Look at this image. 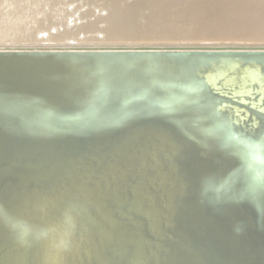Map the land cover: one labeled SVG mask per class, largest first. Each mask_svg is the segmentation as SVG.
Returning a JSON list of instances; mask_svg holds the SVG:
<instances>
[{"label": "rangeland", "instance_id": "obj_1", "mask_svg": "<svg viewBox=\"0 0 264 264\" xmlns=\"http://www.w3.org/2000/svg\"><path fill=\"white\" fill-rule=\"evenodd\" d=\"M134 1L131 0L130 2L134 3ZM208 1L210 0H201L199 2H195L194 0L169 1L164 4L162 10L172 11L173 14L181 15L188 8L185 5L189 3L197 5ZM122 2L125 4L124 0H0V47L59 46L90 47L95 50L78 53L0 54V222L2 223V232H7L0 238V264H71L70 261L72 262L74 257L77 259L76 251L80 249L85 250L87 246L92 247V249H88V253L92 257L86 256L88 259H92L93 264H116V259H120L122 264H138L137 261L140 260V257H137V260L136 258L127 260V258L121 257L124 251L138 245L146 250V252L142 248L138 250L139 254L137 253V255H141V258L145 260H142L144 263H141L140 260L139 264H146L147 261L148 264L150 261V264H155L156 261V263L159 262L160 264H163L162 262L164 264H168L169 262L172 264L173 261L180 258L179 256H175L176 253L181 254V256L184 254L183 256H185V252L188 249L191 251L189 252L188 250L186 252L187 256H185V259L187 260L184 261L187 262L192 258L191 254L193 255V261L191 260L192 262L190 261L188 264L195 263L196 259L203 258L205 254L207 256L201 259L204 260L202 263L209 264L214 261L215 263L222 262L220 258L223 259V256L227 258L228 254L231 253L229 252L231 247L235 246L234 242H236L235 238L238 235L236 230L238 228L234 227V217L230 213L233 206L232 213L235 212L236 208H238V211L246 210L247 214L244 212L245 214L241 215L243 217L246 216L247 219L249 218L248 221L252 222V224H258L251 228L255 229L257 227L256 230L259 229L261 232L262 227H264V221H262L264 220V198L260 200L262 196L261 191L264 194L262 186L264 180H262L263 182L260 181L264 177V172H261L264 167H260L262 165L259 163H257L258 165L256 164V160L259 162V158L264 154L263 150L261 154L259 153L261 148L264 149V141H261L263 146L260 145L262 147H258L260 151L258 150L259 152H257L260 156L255 154L258 155L256 159L252 157L255 162L250 159L248 161L254 163L250 164V162H247L248 165L246 163L247 168L249 165V167H252L255 164L254 168H257L256 171L260 170V172L256 173H260L259 176L263 175V177L261 176L262 178H260L254 172L255 174L252 173V179L249 176L250 183L248 182L249 180L246 182L245 179L240 178L243 185H245V182L249 187L254 185V183L256 184L254 187H250L249 192L246 190L248 186L245 188L247 192L244 191L243 188L245 186H242L239 178H237L238 180L230 181L232 182L231 184L234 182L233 188L237 186L235 188L237 190H232L233 188L229 186L231 185L229 182V184L224 183L225 186L228 185L229 187L226 186L225 188L224 185L219 186L221 189L223 187L225 196L222 195V191H216L219 187L218 189H214L215 191L212 190L213 193L216 192L214 193L215 196L209 191L205 192L206 197L202 199V192L200 193L201 199L205 200L202 204L204 205L208 201V205L207 203L205 204L207 205L205 206L206 210L204 207L202 208L205 210V213H208L205 214L202 210L199 213L201 216L198 215L197 217L198 219L201 218L202 221L201 219L197 221V215L191 214V216L186 211L185 207L187 206L188 195L181 180V169L178 163L182 151L197 132L199 126L197 122L202 118L204 105L200 102L188 101V98H184L185 101L183 100L180 103L177 97H174L172 94L171 96L175 98V101L173 98L170 99L171 102L174 101V105L169 108H160L161 104L158 105L157 99H159L160 103L163 99L161 98V101L156 96L154 98L157 101L156 103L149 96L150 91L152 92L151 95L155 96V94L153 95L154 88L155 93L159 97L164 93L161 91V94H159L158 90L160 89L156 88V80L152 82L155 77L152 75L153 78L150 79L149 75H147L150 70L149 64L152 65L153 62L152 59L149 58L152 62H148V59L143 60L148 64L146 62L144 64L143 61L140 62L141 64H137L135 63V55L138 56L137 53L112 52L109 50L121 44L133 45L136 39L133 31L136 27L135 33L137 30H143V26L148 21L147 17H145L146 19L143 17L145 20L142 21L143 18L141 16L144 15L142 13L144 10L142 11L141 8L135 9V6L138 4L135 6L132 4L135 10H131V5L128 2L129 10L132 12L134 10V13L137 10L136 20L139 21L141 19L144 24L140 21V23L134 21L135 17H132V19L134 18L133 22L137 26L133 24L130 27L132 30L135 25L132 32H130V29H124L128 26L125 21L126 19H122L124 18L121 12L124 8L121 5ZM128 5L126 4V6ZM246 5L247 0H240L239 7L236 6L234 10H237L240 6L241 8H245ZM119 7L122 8V10L120 8L121 11L118 10ZM138 11H141L139 15H137ZM117 12L119 13L118 16ZM132 12L131 16H133ZM113 14L119 21L121 19V22L124 20L123 23L120 24L116 17H113ZM120 15L121 19H119ZM234 16L233 18H235ZM137 17L141 18L137 19ZM114 19H116L117 24L114 23ZM177 19H179L178 16ZM113 24L115 27L118 24L122 26L118 25L121 28L116 27L121 38L125 31L127 34L131 33L128 37L129 39L124 38L125 41L118 38L117 41H120L113 44L111 38L113 35ZM138 24L140 26L143 24L141 26L143 28H139ZM147 24L146 27L148 28ZM116 28L114 29L117 33ZM190 28H193L192 33L194 35L198 33L196 27L191 26ZM120 29H123V32L119 31ZM184 29L185 31H183ZM184 29L177 31V33L190 32L189 29ZM102 49L108 51H100ZM114 57L115 61L118 58L119 62L116 61L118 63H115ZM143 64L144 66H141ZM141 68L145 71L141 72ZM60 69H62L61 74ZM121 73L126 76H122ZM134 74L147 75L151 81L148 79L150 85L146 83L147 76H136ZM121 77L125 80L121 79ZM46 78L49 79L46 80ZM140 81L149 85L150 88L143 82L138 84ZM195 81H198V84L200 83L199 80ZM151 83L154 88H152ZM198 84L193 86H197ZM143 86H145L146 90L148 88L147 92L146 90L144 91L145 88ZM138 88L143 90L139 91ZM151 88L153 90L149 91ZM134 89L137 91L135 92ZM156 89L158 92H156ZM202 90L208 91L207 85L203 84ZM141 92L143 94L147 93L145 95L146 98ZM140 93L146 100L141 98L138 100L139 102L142 101L144 104H147V99L152 98L149 101L151 103L148 104L150 105L149 107L141 102L138 104H142L143 107L141 105L142 108L137 109L139 107L138 104L136 105L137 101H135L136 99L133 100V97L140 98ZM162 97L164 98V94ZM127 102L129 105L126 104ZM185 102L188 103L184 105ZM155 104L159 108L155 107ZM132 105L135 108H132ZM124 106H128L130 110ZM180 106L183 107L182 110L176 112L174 109ZM111 119L114 120V122L112 121L113 123H110ZM190 121H193L195 124L191 126ZM130 131H132L131 134ZM97 134L100 136L97 137ZM128 138H131V140L128 141ZM165 145L170 147L169 157L175 159L176 162L168 164L166 160L163 168H153L151 171L142 173L141 169L146 162L144 158L150 154L156 155L158 149ZM137 149H142L141 153L132 155V151ZM171 152L174 154H171ZM241 155H239L241 158L238 157L240 161L243 157ZM262 161L264 164V159ZM254 168L252 170H255ZM249 169L252 171L251 168ZM20 170H23V172ZM254 176L256 178L259 177L258 181L253 180ZM131 178L136 180L134 189L131 188L134 183H130ZM244 178L247 179L248 176ZM253 181L254 183H252ZM18 183L19 185H17ZM259 183L262 187H260ZM256 187L258 189L255 190ZM259 190H261L260 193ZM204 191L208 190L205 189ZM225 191H228L227 195ZM250 191L252 192L251 199L248 200ZM254 191H258V193L255 194ZM218 192L221 193L220 197L218 196ZM233 192L239 196L237 195V198H233L235 195ZM208 193L211 194V197H209L210 199L212 198L210 200L212 201L211 203ZM217 193L218 195H216ZM232 193L234 194L233 196ZM253 196H255V199L252 198ZM222 197L225 198L222 201H218ZM231 197L233 200H231ZM238 200H241V202ZM251 200L255 203V206H253L255 209L248 206L250 208L248 210L246 204H252ZM247 201L250 202L246 203ZM225 202L228 203L227 209L230 208V212L229 210H226L227 212L224 211V206L226 207ZM221 203L222 205H220ZM224 203L225 205H223ZM230 203L235 204H232V206ZM242 203H245V205L243 206ZM261 203L262 205H260ZM210 204L213 206L211 207ZM214 205L220 208H216ZM213 207L217 210L216 212ZM239 208L241 209L239 210ZM5 209H7L9 214H5ZM15 209L20 210V216L16 215ZM261 210L263 211V216ZM211 211H214L218 217L216 215L213 217V212L211 213ZM243 211H240V213H243ZM260 212L261 214H259ZM227 213L228 218L225 219ZM255 213H258L255 215L256 217L258 216L257 218L254 215L252 216ZM210 214H212V220ZM230 215L231 219L229 218ZM241 217L239 220L243 218ZM246 217H244L245 221L247 220ZM250 217L253 218L251 219ZM14 218L15 224L8 228L7 222L10 223ZM217 218L222 219L218 221ZM222 220L226 221L223 222ZM227 220H230L229 223ZM203 221H205L204 224H202ZM212 221L213 223L215 222L214 225H212ZM216 222L219 223L216 225ZM220 222H223L221 223L223 226L220 225ZM225 222L228 223L226 224L227 226L224 225ZM207 223L210 224L208 225ZM192 224L198 225L197 228H199L197 229L196 226L192 227ZM169 225L171 226L170 230ZM218 225L222 228L226 226V231L223 228V234L222 228L217 227ZM228 225H231L233 229ZM215 227L218 229L216 228L213 231ZM232 231L234 232L232 234L233 237H231ZM226 232L229 235H224ZM262 232L264 233V228ZM219 233L222 238L219 237ZM194 235L198 236L195 238ZM199 235L201 237L204 236V239L203 237L200 239ZM188 236H190V240H188ZM207 236L210 239L219 237L217 238L219 239L217 240L218 242L221 239L225 241L222 240V242H217L218 244L215 245L216 240L213 239L212 242ZM175 237L176 239L171 240ZM184 237L185 240H183ZM260 237L263 238L264 234ZM228 238L230 242L235 240L232 242L234 245L230 242L226 243L229 241ZM196 240L199 242L197 243ZM182 241L187 242V244L181 243ZM208 242H212V244L217 246L219 248L217 249L218 251H216V247L211 248L212 246H209L210 243ZM223 242L226 244L222 245ZM263 243L264 238L262 245L261 242L258 244V248L263 246L261 248L264 249ZM198 244H203V248ZM207 244H209V247ZM219 244L223 250L225 247V250L228 248V251L224 250L226 256L220 250ZM227 244L229 247L226 246ZM204 245L206 246L205 249L208 248V250H214V252L210 253L208 250H204L205 253L201 254L205 247ZM175 246L178 248H175ZM184 247L189 248L185 251ZM199 247L201 250H199ZM192 248L193 250L197 248L195 251H202L200 253L198 251L197 253L203 257L197 256ZM162 251H169L168 253L173 255V257L168 253V257H165L166 254L164 252V255ZM172 251L174 254L171 253ZM261 251L259 250V255L251 252L248 256L250 259L246 258L238 262L244 263L248 259L249 262L252 260V264H258L255 261L257 257L260 258L261 256V259L264 260V254H262L264 251ZM148 253L149 255H154V257L151 255L152 258L151 256L149 258ZM215 253L219 256L222 254V257L219 258ZM144 254L148 258L144 257ZM160 254L161 258L164 255L162 258L164 260L165 257L164 261L162 259L158 261L159 258H156ZM194 254L199 258H195ZM214 254L218 256L219 260L217 257H214ZM244 255L246 254L242 253L240 258ZM188 256H191V258L189 259ZM166 258L169 260L166 261ZM207 258L211 260L209 261ZM151 259L156 261L153 262ZM171 259L172 262L170 261ZM181 259L184 258L177 260H180L181 264H187L186 262L182 263ZM131 261L133 262L131 263ZM178 261L176 262L177 264H179ZM199 262L201 263V261ZM199 262L197 264H200Z\"/></svg>", "mask_w": 264, "mask_h": 264}, {"label": "bare ground", "instance_id": "obj_2", "mask_svg": "<svg viewBox=\"0 0 264 264\" xmlns=\"http://www.w3.org/2000/svg\"><path fill=\"white\" fill-rule=\"evenodd\" d=\"M124 1H125V4L123 2L121 3L122 7H124L123 8L124 11L122 10L121 7L118 8V10H120V8H121L122 11L121 10L120 11L123 14L120 13L119 11L118 12L120 14H122V16L124 17V18H122L120 15L119 19H121V18L126 19L125 21L127 22L126 24L128 27L124 28V29L129 30L130 27L133 26V24H136L133 22L134 18L132 19V17H135L134 21H136V22L140 21L141 23H143L142 21L146 19L145 17H147V19H148V21H146V24L148 23L147 24L148 28L146 27V24H145V26H143L144 28L146 27L144 30V28L141 27L144 23L141 26L138 24L139 28H143V30H141V31L137 30V32H136L137 34L135 33V30L137 27L135 28V25H134L135 30L133 31V34H135L136 39L134 40L133 45L176 44V45H179L178 47H188L192 44H209V45L210 44H212V45H223V44H227V43H229V44H232V43H236V44H244V43L264 44V0H247L246 7L241 8V6H240V8H237V10H234V8H236V6L239 7L238 5L240 4V0H210V1L205 2V3L200 2L201 4H197V5H194L193 3H189L188 5H185L188 8L183 13H181V15H178V14L176 15L175 13L173 14L172 11L169 12V11L162 10V7L164 6V4L166 2H169V1L178 2L181 0H135L134 3L136 2V4H134L133 2H130L131 0H129V1L124 0ZM194 1L199 2L201 0H194ZM128 2H129V5H131L130 6L131 10L134 9L132 7V4H133V6L138 4L139 7H137L138 6L137 5V6H135V9L141 8L142 11L144 10L142 12L144 15L142 14L143 16H141V17L142 18L144 17L145 19L143 18L142 21H141V19L139 21L136 20L137 10L135 11V13H134L135 9L133 10V12L131 10H129ZM126 4L128 6H126ZM193 10H195V11L192 13ZM116 11H117V9H116ZM118 12L116 13L117 16L119 15ZM131 12H132L133 16H131ZM140 12L141 11H138L137 15H139ZM234 14H235V16H234ZM177 16L179 19H177ZM233 16L235 18H233ZM113 17H116V16H114V14H113ZM141 17H139V18H141ZM139 18L137 17V19H139ZM116 19L118 20L117 17H116ZM116 19H114V23H116V21H115ZM121 20L120 21L118 20V22L120 24H122L124 21L123 20L121 22ZM119 26H121V25H119ZM136 26H137V24H136ZM191 26H194L198 29L197 30L198 33L196 35H194V33H192L193 28H190ZM116 27L113 24V28H112L113 35L111 36L113 44L118 43L120 41V40L117 41L118 38L119 39L121 38V36H119V32H118V29ZM121 27H119V28H121ZM114 28L117 29V33H116ZM184 28L189 29L190 32L187 31V32H180V34L177 33V31H181ZM132 30L130 29V32H132ZM119 31L123 32V29L122 30L120 29ZM183 31H185V29ZM122 32H121V34H123ZM129 35H131V33L127 34L125 31L121 39L123 40L124 38L125 39L127 38V40H128ZM110 42H111V40H110ZM182 45H184V46H182ZM160 47H167V46H160ZM87 50H94V49H92L90 47H59V46L0 47V54H10V53H21V54L78 53V52H85ZM109 50L112 52L137 53L138 56L135 55L136 56L135 63H137V64L142 62L144 59L149 60V58H151L153 62L151 60H149V61L147 60V61L148 62L151 61L152 65L155 62L156 65L154 64L155 66L153 65L154 66L153 67L151 64H149L150 70L148 69L149 72L147 70L146 71L148 72L147 75H149L150 79L153 78L152 75L156 78V79L153 78L154 81H152V82H155V80L157 81L155 83L158 86V87L156 86V88L160 89V90H158L159 94H161L160 93L161 91L164 92V93H162L161 97H159V95L157 93H155V88L151 83V85L153 86V87L152 86L151 87L154 88L153 95L155 94V96L151 95L152 92L150 90H153L152 88L149 89V91H150L149 96L152 97L153 100L156 96H158L156 98H160V99L162 98L163 99V101L161 99V101H162L161 103L159 102V99H157L158 103H159L158 105L161 104L160 108H169L172 105H174L175 98H173V96L177 97V99L180 103H181V101L184 100V98H188V101L192 100V101L200 102L204 105L203 110H202V118L200 119V121L198 120V122H197V124L199 125L197 128V132H196L195 136L192 138V140L190 141V143L182 151L181 156L179 158V163H178V165H180V169H181L180 170L181 171V180L183 182L184 188H185L187 195H188V198L186 201L187 206L185 208H186V211L188 212L189 215L195 214V216L197 215L196 216V218H197L198 215L201 216V214H199V213H201L200 211L203 210V212L205 213V210H206L205 206L208 205V201H206L207 205H205L206 203L203 205L202 202H205V200H202V199H203V197L205 199V197H206L205 195L207 192L210 191L214 195V193H216V192L213 193L212 190L218 189V187L222 186V185L225 186V184H229V183L231 184L232 182H230V181L236 180L237 178H239V182H241V184H242V180L240 181V178L245 179L246 182H247V180H249L248 182L250 183L251 180L249 179V176L252 179V177H253L252 173H254V172L258 173V171L260 172L259 169H258V171H256L257 168L256 169L254 168L255 164H253V166H252L255 170H252L253 168L249 167L250 165L248 166V168L246 167V163L247 162L249 163L250 161H248V160L252 159V157H255L253 159H256V156H258V155L260 156L261 152L264 151V149L261 148L263 146L261 141H264V56L252 57V58L251 57L236 58V57H230V56H222V57L217 56L214 58H206L203 56L196 57V56H182L181 54H173V53H171V54L161 53V51H173V52H175V51H180L183 49H161V48L114 49V48H112ZM97 51H99V50H97ZM100 51H108V50L102 49ZM142 51H150L153 53H140ZM113 59L115 61V57ZM117 59H116V61L119 62V60H117ZM116 61H115V63H118ZM145 62L143 61L144 64H145ZM144 64L141 66H144ZM143 68H141V72L145 71V70H143ZM146 68H148V66H146ZM146 68H144V69H146ZM151 69H152V71H151ZM60 71H61L60 72V74H61L62 69H60ZM124 72H125V70H124ZM151 72H152V74L150 75ZM145 74H138V75L134 74V75H136V76H139V75L147 76ZM123 75L124 74H122V76ZM131 75H132V71H131ZM124 76H126V75H124ZM144 76H143V79H144ZM136 78L138 79V77H136ZM149 78L147 76L146 83H148ZM48 79L49 78H46V80H48ZM121 79H124V78L121 77ZM150 79H149V81H150ZM140 80H142V79H140ZM195 80H199L200 83L198 84V81H195ZM193 81H195V82L193 83ZM142 82L143 81H140L139 83L138 82L137 83L140 84ZM146 83H144V84H146ZM192 83H193V85H195V84H198V85L193 86ZM203 84L207 85L208 91L202 90ZM118 85H119V83H118ZM149 85H147V87L150 88ZM143 87L145 88V86H143ZM139 88H141V87H139ZM157 89H156V92H158ZM141 90H143V89H139V91H141ZM145 90H146V88L144 89V91ZM147 90H148V88H147ZM147 90H146V92H147ZM123 91H125V90H123ZM136 91L137 90H135V92ZM144 91H142V92H144ZM149 91H148V93H149ZM135 92H134V94H135ZM138 93H137V95H138ZM141 93L139 94V96H140V98L138 97L139 99L133 97V100L136 99L135 101H137L136 105L138 103H141L142 101L139 102L138 100H140L141 98H143V96H145L147 94V93L146 94L142 93L143 94V96H142ZM131 94H133V93H131ZM163 94H164V98L162 97ZM172 94H173V96H171ZM124 96H125V94H124ZM145 98H146V96H145ZM145 98H143V100H146ZM152 98L147 99L148 100V102L146 101L147 104H144L143 102L142 103L147 106L150 103L149 101L152 100ZM170 98L171 99L173 98L174 101L171 102ZM178 101L176 100L177 103H179ZM155 102L157 103V101H155ZM187 103L188 102H185L184 105H186ZM126 104L129 105L128 102ZM152 104H153V102H152ZM130 105H131V103H130ZM141 105L138 104L139 108H137V109H141L143 107V105H142V107H141ZM155 105L154 106L157 107V104H155ZM149 106L150 105H148L147 107H149ZM133 107H134V105H132V108ZM125 108L129 109L128 106ZM157 108H159V107H157ZM182 108L183 107L180 106L174 110L176 112H178V111H181ZM45 112H46V110H45ZM127 115H130V114H127ZM112 121L114 122V120L111 119L110 123H113ZM194 124L195 123L193 121H190L191 126ZM131 132L132 131H130V134H131ZM78 134H80V133H78ZM98 136H100V135L97 134V137ZM127 140L130 141L131 138L130 139L128 138ZM260 145H262V146H260ZM258 147L261 148V151ZM141 151H142V149L133 150L132 155H138L141 153ZM169 153H170V147L168 145H165V146H162V148L160 147V149H158L156 155L150 154L149 156H146L144 158V160L146 162L144 163V165L141 169L142 170L141 172L146 173L147 171L153 170V168H159V167L163 168V164L166 160H167L168 164L169 163H175L176 162L175 159H171L169 157ZM171 154H174V153L171 152ZM241 154H243V155H241ZM255 154H258V155H255ZM239 155H241L245 158L243 159V157H242L243 160L241 159V161H240V159H238V157L241 158ZM263 155L261 157L262 159H264ZM178 156H179V154H178ZM261 158H259L260 159L259 162H257V160H256V164L259 163L260 165H262L260 167H264V164H263V161ZM253 159L251 161H254ZM254 162H252V163H254ZM248 163H247V165H248ZM252 163L250 162V164H252ZM24 166H25V164H24ZM249 168H251L252 171H250ZM24 169L26 170V168H24ZM23 170H20V171L23 172ZM263 170L264 169H262L261 172H264ZM259 174H257V175L259 176ZM246 176H248L247 179L244 178ZM261 176L263 177V175H261ZM261 176H259V177L262 178ZM134 178H135V176H134ZM258 178L255 177V178H253V180L258 181ZM262 180H264V177L260 181H262ZM132 182H134V183L132 184L131 188L134 189L136 180H133V178H131L130 183H132ZM239 182H237V183H239ZM246 182L245 183L243 182L245 185L242 184V186H245L243 188L244 191H246V190L248 191V190H250L251 186L254 187V185H256L253 181L252 183H254V185H251L252 184L251 183V184H249V185H251L249 187L248 184L246 185ZM17 185H19V183ZM239 185H240V183H239ZM259 185H260V183H259ZM226 186H228V185H226ZM226 186H225V188H226ZM229 186L230 187L232 186V188H233L234 182H233V184H231ZM247 186H248V188L245 190V188ZM262 186L264 189V184H262ZM262 186L260 185V187H262ZM235 188H237V186ZM235 188H233L232 190H234ZM258 188H259V186H258ZM258 188L256 187L255 190ZM202 189H204V190L207 189L208 191L203 190L204 193L206 192L204 194ZM222 189H223V187H222ZM222 189L219 187V189L216 191H219V190L222 191V195L225 196L224 189L223 190ZM260 189L262 190V188H260ZM227 190H229V189H227ZM235 190H237V189H235ZM251 190H253V189L251 188ZM261 190H259V193ZM201 192H202V199H201V194H200ZM225 192H227L226 193V195H227L228 191H225ZM235 192H233V193H235ZM218 193L216 195H218ZM233 193H232V196L234 195ZM236 193H235L233 198H237L239 196L238 194H237L238 195L237 196ZM251 193L252 192L250 191V193H249L250 196H249L248 200L251 199ZM256 193H258V191L255 192V194ZM208 194H209V196L207 195L208 198L211 197V194L210 193H208ZM220 194L221 193H219V195H218L219 197H220ZM243 194H245V193H243ZM253 195H254V193H253ZM261 195L262 196L264 195L262 193V191H261ZM218 196H216V197H218ZM259 196H260V194H259ZM259 196H258V198H259ZM262 196L260 197V200H261V198L262 199L264 198ZM254 197L255 196H253L252 198H254ZM224 198L225 197H222L221 200H218L219 199L218 198L217 200L222 201ZM243 198H246V197H243ZM211 199L209 198V201ZM241 199H242V196H241ZM217 200H215V201H217ZM229 200H230V198H229ZM231 200H233L232 197H231ZM244 200H243V202H244ZM215 201H213V202L215 203ZM234 201H235V199H234ZM238 201L241 202V200H238ZM257 201L259 202V200H257ZM211 202L212 201H210V203ZM248 202H250V201H247L246 203H248ZM251 202H252V200H251ZM258 202H256V203H258ZM225 203L223 205H225ZM236 203H237V201H236ZM227 204L228 203H226V207L224 206V211L230 209V208L227 209V207H228ZM230 204L232 205L235 203H230ZM242 204H243V206L245 205V203H242ZM242 204H239V205H242ZM252 204H250V205L246 204L247 208H248V206H250V208L255 206V203L252 202ZM263 204H264V202H263ZM108 205H110V204H108ZM201 205H203V206H201ZM210 205H211V207L213 206L212 204H210ZM217 205H214V207L215 206H216V208L219 207ZM220 205H222V203ZM260 205H262V203ZM203 207L205 210L202 209ZM237 207H239V206L237 205ZM263 207H264V205H263ZM233 208H234V206L232 207V211H233ZM250 208H248V210ZM211 209H209V210H211ZM240 209L241 208H239V210ZM259 209H260V207H259ZM214 210H215V212L217 211L215 208H214ZM221 210H223V209H221ZM236 210H234L235 212H233V213H232V211L230 212V210H229V212L232 214V217H234L233 218L234 220L232 219L234 221V223L233 222L232 223L235 225L234 227L238 228V229L236 228L237 229L236 231L238 232V235L236 234L237 239L235 238V235H234V238L236 240V242H234L235 246H232V247L230 246L231 250L229 252H231V253H229V254H231V255L228 254L227 258L226 257L224 258V256H223V259H224L223 260L220 258V257H222L221 256L222 254L219 256L217 254L218 253L217 252L215 254L219 256V258H220V260H222V262H216L215 263V261H214V262H210L209 264H240L241 262L239 263L238 262L239 260L243 261V259L245 260L246 258L250 259L248 256L251 252H255V255H259V250L264 251V249L261 248L263 246L259 247L261 249L258 248V244H260V242H261V245H262V242H263L264 237L262 238L260 236L262 234H264L262 232L264 227H262L261 232L259 231V229L256 230L257 227L255 229L251 228L255 224L254 223L252 224V222L248 221L249 218L247 219L246 216H244L247 219L245 221V218L241 215V214L244 215L246 213L245 212L246 210L245 211L240 210V211H243V213H240V211H238V208H236ZM15 211H16L15 213L17 216L21 215V212L19 209H15ZM263 211H262V216H263ZM4 212H5V214H9V212H7V209H5ZM206 213H208V212H206ZM211 213L213 215L210 214V217H211V215L213 217H214V215H216V213H214V211H211ZM222 213L224 214V212H222ZM250 213H251V211H250ZM257 214L258 213L252 214V216L253 215L255 216ZM259 214H261V212ZM227 215H228V213L226 214V216ZM195 216H194V218H195ZM249 216L250 215L248 213V217ZM203 217H205V216H203ZM216 217H218V215H216ZM219 217H220V215H219ZM240 217L242 219L239 220ZM257 217L255 216V218H257ZM227 218H228V216L225 219H227ZM229 218L231 219V215L229 216ZM200 219L197 218L196 220L199 221ZM206 219H207V217H206ZM221 219L222 218H219V219L217 218L218 221H220ZM184 220H186V219H184ZM203 220H205V219L203 218ZM208 220L210 222L212 220V217H211V220H210V218ZM260 220H262V219H260ZM201 221H202V219H201ZM213 221L211 222L212 225L215 224V222L213 223ZM224 221H226V220H224ZM227 221L229 223L230 220H227ZM262 221H264V220H262ZM204 222L205 221H203L202 224H204ZM223 222H220V225ZM186 223H188L187 220H186ZM217 223H219V222H216V225H217ZM228 223L225 222L224 225H226ZM13 224H15V218L10 223L7 222L8 228L12 227ZM199 225H200V223H199ZM220 225H218L217 227H219ZM257 225H255V226H257ZM1 226H2V223L0 222V238L6 232V231L2 232L3 229H1ZM176 226H177V224H176ZM191 226L192 227L196 226V228H197L198 225L192 224ZM221 226H223V224ZM226 226L223 227V228H225V231H226ZM228 226H231V225H228ZM260 226H262V225H260ZM202 227H205V226H202ZM217 227H215L214 230L213 229H211V230L215 231ZM246 227H248V228H246ZM219 228H222V227H219ZM223 228L221 230L222 234L224 232ZM231 228L233 229L232 226H231ZM170 229H171V226L169 227V230ZM197 229H195V230H197ZM208 229H210V227H208ZM203 231H204V229H203ZM206 231H207V229H206ZM178 232H179V230H178ZM194 232H196V231H194ZM182 233H184V231H182ZM189 233H190V231H189ZM201 233H203V232H201ZM233 233L234 232L232 231L231 235ZM168 234H170V233H168ZM195 234H197V233H195ZM227 234H228V232L224 233V235H227ZM180 235H182V234H180ZM216 235H214V236H216ZM170 236H171V234H170ZM194 236L196 238V236H198V235H194ZM179 237H181V236H179ZM179 237H178V239H179ZM189 237L190 236H188V238ZM202 237L204 239V236H202ZM202 237L200 236V239H202ZM219 237H220V233H219ZM219 237H217V238H219ZM225 237H228V236H225ZM231 237H233V235ZM191 238H192V236H191ZM207 238L210 239L208 236H207ZM214 238L215 237H213L210 240L212 241ZM217 238L214 239V240H216V244L214 241L215 245H217L219 242H222V240H224V239H221L218 242L217 240H219V239H217ZM220 238H222V237H220ZM173 239H176V237L172 238L171 240H173ZM187 239H186V241L190 240V238L188 240ZM183 240H185V237ZM228 240L229 241H227L226 243L230 242L229 238H228ZM235 240H233V241H235ZM191 241H192V239H191ZM231 241H232V239H231ZM172 242H174V241H172ZM183 242H184V244H187V242H185V241H182L181 243H183ZM189 242H188V244H189ZM196 242H197V240H196ZM212 242L211 243L208 242V243H210V245L207 244V246L208 245L212 246L211 248L216 247V251H218L217 249H219V248H217V246L212 244ZM232 242H230V243H232ZM194 243H195V241H194ZM224 243L225 242H223L222 245H224ZM230 243H229V245H230ZM177 244L179 245V243H177ZM177 244H175V245H177ZM192 245H194V244H192ZM198 245L200 246L201 244H198ZM202 245H201V248H203ZM232 245H234V244L232 243ZM177 246H175V248H178ZM226 246H228V244ZM156 247H158V246H156ZM195 247H196V245H195ZM219 247H221L220 244H219ZM140 248H142V247L139 245L132 247V248L124 251L121 254V257H125V258H127V260L128 259H135V258L137 260V257H140L141 261L140 260L139 261L141 263H144L145 260L141 258V255H139V256L137 255L138 250ZM187 248H189V247H187ZM187 248H185V251ZM201 248L199 247V250H201ZM205 248H206V246L204 247L203 252L198 250L199 253L200 252H202L201 254L205 253L204 250H208V248L207 249H205ZM225 248H224V250H225ZM88 249H92V247L87 246L85 250L80 249V250L76 251L77 259H76V257H74L76 259V261L73 258L72 262L70 261V263L71 264L72 263L73 264H93L92 259H88V257L86 256V255H89V258L91 256V254L88 253V251H89ZM143 249L144 248H142V250ZM158 249H160V248H158ZM179 249H180V247H179ZM195 249H197V248H194V250L192 248L193 251H195ZM188 250L186 252H188ZM220 250L223 251L224 255H225V251H228V248H227V250L224 251L223 248L221 247ZM166 251H164L166 255L164 254L163 251H162V253L165 255V257H168L167 253L171 250H169L168 252H166ZM190 251L191 250H189V252ZM198 251H195L196 255L199 257L202 256V255H198V253H197ZM208 251L210 253L214 252V250H211V251L208 250ZM221 251H220V253H221ZM256 251H257V254H256ZM145 252H146V250H145ZM177 252H179V251H177ZM181 252H183V251H181ZM186 252H185V256H187ZM85 253H87V254H85ZM159 253H161V252H159ZM171 253L174 254L173 251ZM226 253H228V252H226ZM242 253H244L246 255L241 256L242 258H240V255ZM84 254H85V256H84L85 259H83ZM145 254H147V253H145ZM145 254H144V257H146V258H148V256L150 258V256L152 255V254L149 255V253H148V256H146ZM176 254H175L176 257L179 256L180 258H184V259H181L182 263L186 262V261H184V260H187V259H185L186 257L183 256L184 254H182V256H181V254L179 255V253L177 255ZM262 254H264V253L262 252ZM196 255L194 254V256H196ZM216 255L214 257H217V259L219 260L218 256H216ZM152 256L154 257V255H152ZM152 256H151V258H152ZM163 256H162V258H163ZM170 256L173 257V255H170ZM191 256L193 258L192 254H191ZM191 256L190 257L188 256L189 259L191 258ZM197 256L195 258H199ZM206 256H207V254H205L204 257L202 256L203 258H201V259H204ZM86 257H87V259H86ZM142 257H143V255H142ZM165 257H164V260H165ZM176 257H174V258H176ZM119 258H120V256H119ZM156 258H159V260L158 259L157 260L161 261V259H162L161 254L159 257L156 256ZM169 258H171V257H169ZM174 258H172V259H174ZM180 258H177V259H180ZM192 258L190 260H188L186 263L188 264V262H190L192 260ZM172 259L170 260L171 262H172ZM177 259H176V261H173L172 264H175L178 261ZM201 259L199 258L196 260L201 261V263L199 261H197V262H199L200 264H203L202 261L204 262V260H201ZM207 259H209V258H207ZM212 259H213V257H212ZM248 259H247V261H245L244 263L242 262L241 264H246L247 262H248V264L251 263L252 260H251V262H249ZM254 259H255V257H254ZM142 260H144V261L142 262ZM167 260H169V259L166 258V261ZM196 260L194 262L197 264ZM210 260L211 259H209V261ZM139 261H137L138 264L140 263ZM152 261L155 262L156 260L155 261L152 260ZM166 261H165V263H166ZM205 261L208 262V260H206V259H205ZM255 261L258 264H264V260L261 259V256H260V258L257 257V259H255ZM132 262L133 261H131V263ZM156 262H155V264H160L159 262L158 263H156ZM180 262H179V264H181ZM115 263L116 264H122L120 259H118V260L116 259ZM150 263H151V261H150ZM162 263L164 264V262H162ZM195 263H192V264H195ZM146 264H148V261L146 262ZM168 264H171V263L169 262ZM189 264H191V263H189Z\"/></svg>", "mask_w": 264, "mask_h": 264}, {"label": "water", "instance_id": "obj_3", "mask_svg": "<svg viewBox=\"0 0 264 264\" xmlns=\"http://www.w3.org/2000/svg\"><path fill=\"white\" fill-rule=\"evenodd\" d=\"M157 46V47H156ZM167 46V47H160ZM176 44H155V45H127L121 44L114 49H183L180 51H161L163 54H181L182 56H203L206 58L230 56V57H262L264 56V44L244 43V44H223V45H212V44H192L188 47H178ZM184 46V45H182ZM140 53H153L150 51H142Z\"/></svg>", "mask_w": 264, "mask_h": 264}]
</instances>
